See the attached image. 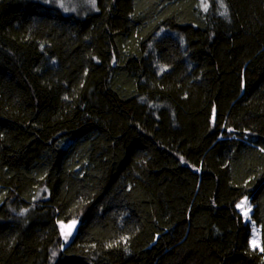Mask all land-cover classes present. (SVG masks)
<instances>
[{"label": "trees", "instance_id": "trees-1", "mask_svg": "<svg viewBox=\"0 0 264 264\" xmlns=\"http://www.w3.org/2000/svg\"><path fill=\"white\" fill-rule=\"evenodd\" d=\"M97 1L0 0V264H264V0Z\"/></svg>", "mask_w": 264, "mask_h": 264}, {"label": "rangeland", "instance_id": "rangeland-1", "mask_svg": "<svg viewBox=\"0 0 264 264\" xmlns=\"http://www.w3.org/2000/svg\"><path fill=\"white\" fill-rule=\"evenodd\" d=\"M45 5L60 9L67 15L85 17L99 11L97 0H40ZM238 210L246 221H250L251 205L249 199L245 198L238 204ZM73 228V227H72ZM70 228V229H72ZM252 249H261L260 229L251 222V239Z\"/></svg>", "mask_w": 264, "mask_h": 264}, {"label": "water", "instance_id": "water-1", "mask_svg": "<svg viewBox=\"0 0 264 264\" xmlns=\"http://www.w3.org/2000/svg\"><path fill=\"white\" fill-rule=\"evenodd\" d=\"M78 226V222H76V221H72V222H70V223H68V224H65L63 227H62V231L65 229L66 231H69L70 230V228H72V227H77Z\"/></svg>", "mask_w": 264, "mask_h": 264}]
</instances>
